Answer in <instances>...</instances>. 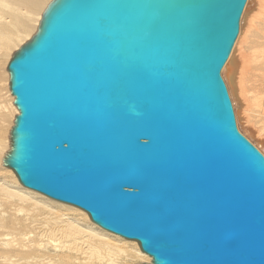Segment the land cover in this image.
<instances>
[{
	"label": "water",
	"instance_id": "1",
	"mask_svg": "<svg viewBox=\"0 0 264 264\" xmlns=\"http://www.w3.org/2000/svg\"><path fill=\"white\" fill-rule=\"evenodd\" d=\"M247 0H51L11 55L2 165L149 262L264 264V155L221 75Z\"/></svg>",
	"mask_w": 264,
	"mask_h": 264
},
{
	"label": "bare ground",
	"instance_id": "2",
	"mask_svg": "<svg viewBox=\"0 0 264 264\" xmlns=\"http://www.w3.org/2000/svg\"><path fill=\"white\" fill-rule=\"evenodd\" d=\"M50 1L0 0V264L149 262L151 258L135 240L101 228L78 207L25 188L2 165L18 113L8 88L6 65L36 32ZM221 75L239 131L264 154V0H247Z\"/></svg>",
	"mask_w": 264,
	"mask_h": 264
},
{
	"label": "rangeland",
	"instance_id": "3",
	"mask_svg": "<svg viewBox=\"0 0 264 264\" xmlns=\"http://www.w3.org/2000/svg\"><path fill=\"white\" fill-rule=\"evenodd\" d=\"M9 61V60H8ZM8 63V62H7ZM7 66V65H6ZM227 87V85H226ZM7 95V93L5 94V96ZM232 102V106H233V101ZM236 119V118H235ZM236 124H237V120H236ZM12 126V125H11ZM11 128V127H10ZM250 141V140H249ZM251 142V141H250ZM255 145V144H254ZM256 146V145H255ZM257 147V146H256ZM258 148V147H257ZM259 149V148H258ZM260 150V149H259ZM261 151V150H260ZM262 152V151H261ZM263 153V152H262ZM264 155V154H263ZM133 263H142V262H138V261H133V260H126L124 262H122L121 264H133Z\"/></svg>",
	"mask_w": 264,
	"mask_h": 264
}]
</instances>
